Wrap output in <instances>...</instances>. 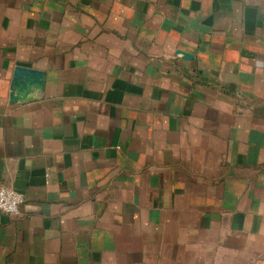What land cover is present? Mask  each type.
Returning <instances> with one entry per match:
<instances>
[{
	"label": "crops",
	"instance_id": "1",
	"mask_svg": "<svg viewBox=\"0 0 264 264\" xmlns=\"http://www.w3.org/2000/svg\"><path fill=\"white\" fill-rule=\"evenodd\" d=\"M2 187L0 264H264V0H0Z\"/></svg>",
	"mask_w": 264,
	"mask_h": 264
},
{
	"label": "water",
	"instance_id": "2",
	"mask_svg": "<svg viewBox=\"0 0 264 264\" xmlns=\"http://www.w3.org/2000/svg\"><path fill=\"white\" fill-rule=\"evenodd\" d=\"M184 59H192V55L180 52ZM47 82V73L36 69L17 66L14 70L10 86V103L30 102L43 94Z\"/></svg>",
	"mask_w": 264,
	"mask_h": 264
},
{
	"label": "built area",
	"instance_id": "3",
	"mask_svg": "<svg viewBox=\"0 0 264 264\" xmlns=\"http://www.w3.org/2000/svg\"><path fill=\"white\" fill-rule=\"evenodd\" d=\"M24 199V194L15 189L7 187L0 188V213L19 216L20 207Z\"/></svg>",
	"mask_w": 264,
	"mask_h": 264
}]
</instances>
